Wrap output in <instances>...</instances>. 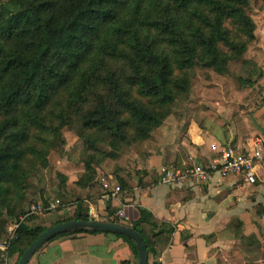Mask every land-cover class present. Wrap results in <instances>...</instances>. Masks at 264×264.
I'll return each mask as SVG.
<instances>
[{
	"label": "trees",
	"instance_id": "1",
	"mask_svg": "<svg viewBox=\"0 0 264 264\" xmlns=\"http://www.w3.org/2000/svg\"><path fill=\"white\" fill-rule=\"evenodd\" d=\"M250 1L0 0V244L6 248L0 264L15 254L17 264L51 226L90 219L79 200L72 217L49 227L30 224L33 216L19 220L29 180L65 144L62 130L74 131L90 152L75 182L85 189L98 180V145L108 149L105 161L149 140L188 92L196 69L232 76L240 90L262 77L243 58L255 40ZM235 62H241L237 75L229 69ZM39 194L47 206L42 189ZM139 212L131 226L147 246L148 263L158 264L157 238L171 230L158 228L148 238L141 224L155 225L147 210ZM106 213V219L122 221L110 205ZM10 224H18L11 240L5 237ZM115 236L137 254L132 240Z\"/></svg>",
	"mask_w": 264,
	"mask_h": 264
},
{
	"label": "crops",
	"instance_id": "2",
	"mask_svg": "<svg viewBox=\"0 0 264 264\" xmlns=\"http://www.w3.org/2000/svg\"><path fill=\"white\" fill-rule=\"evenodd\" d=\"M260 86L264 88V82ZM248 98L245 104L253 102ZM253 111L255 117L239 115L238 123L226 128L215 117L205 118L202 124L190 118H167L142 151L134 154L137 167L132 177L120 174L113 181L109 176L112 182L108 184L119 186L120 193L108 203L101 199L99 179L85 189L75 183H67L64 189L73 187L84 208L92 209L96 216L100 213V218L93 219H106L110 205L121 210L122 222L131 226L140 218L139 209L147 210L155 225L141 224L148 238L158 228L171 230L168 236L157 238L159 254L153 261L158 264H264V159L255 165L254 185L245 184L238 176L217 174L201 186L159 183V170L164 166L183 169L189 158L202 163L212 160V145L217 149L232 147L250 156L254 141L259 139L264 149V96L253 103ZM185 124L195 125L199 131L196 138L182 134ZM164 237L168 238L165 246ZM17 258L15 254L7 263L15 264ZM28 264H137V255L114 234L78 233L47 243Z\"/></svg>",
	"mask_w": 264,
	"mask_h": 264
},
{
	"label": "rangeland",
	"instance_id": "3",
	"mask_svg": "<svg viewBox=\"0 0 264 264\" xmlns=\"http://www.w3.org/2000/svg\"><path fill=\"white\" fill-rule=\"evenodd\" d=\"M249 14L255 25V40L248 45L243 58L254 62L260 69L262 77L255 79L250 88L240 90L238 81L232 76H219L210 70L196 69L188 92L171 105L169 117L190 118L194 122L198 120L200 124L207 117H215L222 128L233 125V123L236 125L238 121L235 119L239 115L255 117L254 111L250 112L252 105L254 102H259L260 98L264 96V88L260 86L264 82V72L262 71L264 64V0H251ZM240 66L241 62L231 63L229 69L232 74L237 75ZM248 97L253 98V102L245 104L244 101L249 100ZM188 129L190 130L188 131ZM182 134H189L191 138H196L199 131L195 125L185 124ZM62 136L65 144L49 153L47 157L49 166L39 170L37 176L35 175L29 180L30 186L25 211L41 201L39 189H42L43 196L48 202L59 200V206H61L47 214L32 215L35 220L30 224L34 226L49 227L57 221L72 217L75 210L72 206L75 205V202L82 200L75 194L76 191L73 187L68 190L64 188L68 187L67 183H75L81 176L84 171V163L88 160L90 152L86 151L85 144L78 139L74 131L64 129ZM149 140L129 148H123L117 159H106L105 161L102 158V153L107 152L108 149L103 144H99V152L95 156V161H99L97 177L100 183L103 181L111 183L112 179L109 176H112L113 181L120 174L127 178L132 177L134 169L137 167V161L133 162L134 154H139L143 144L146 145ZM132 165L136 166L132 167ZM63 179L64 182H62ZM84 206L86 205L84 204ZM84 210L87 211L88 207ZM5 237L7 238V230ZM0 252L2 251L0 250Z\"/></svg>",
	"mask_w": 264,
	"mask_h": 264
},
{
	"label": "built area",
	"instance_id": "4",
	"mask_svg": "<svg viewBox=\"0 0 264 264\" xmlns=\"http://www.w3.org/2000/svg\"><path fill=\"white\" fill-rule=\"evenodd\" d=\"M254 152L252 155H243L232 147H225L217 149L212 145L211 150L215 157L207 163L196 162L189 158L183 169L173 167H162L159 170V183L169 186H181L190 183L194 186H201L210 183L214 175L222 176H238L247 185H254L256 182L254 168L264 159V149L261 148V141L256 139L254 141ZM120 193L119 186L111 187L107 182H102V196L103 202H110ZM59 200L48 202L47 206L42 203L32 205L24 216L19 220L23 222L26 218L37 214H47L54 211L59 206ZM90 219L96 218V213L89 209L87 211ZM115 216L124 220V214L121 210H117ZM18 224H10L7 227V238L9 240L15 238V231ZM5 246L0 244V250L5 251Z\"/></svg>",
	"mask_w": 264,
	"mask_h": 264
},
{
	"label": "water",
	"instance_id": "5",
	"mask_svg": "<svg viewBox=\"0 0 264 264\" xmlns=\"http://www.w3.org/2000/svg\"><path fill=\"white\" fill-rule=\"evenodd\" d=\"M66 233H110L125 236L132 240L136 247L137 264H149L148 249L141 234L122 221L116 222L110 219L70 220L51 226L40 233L24 250L17 264H28L44 245L59 235Z\"/></svg>",
	"mask_w": 264,
	"mask_h": 264
}]
</instances>
